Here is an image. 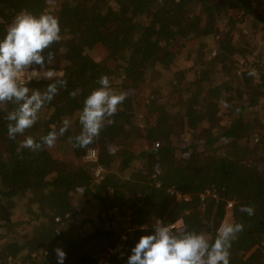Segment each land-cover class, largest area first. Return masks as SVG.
I'll return each instance as SVG.
<instances>
[{
    "label": "trees",
    "instance_id": "obj_1",
    "mask_svg": "<svg viewBox=\"0 0 264 264\" xmlns=\"http://www.w3.org/2000/svg\"><path fill=\"white\" fill-rule=\"evenodd\" d=\"M22 11L58 18L62 39L43 55L66 87L16 140L4 117L18 104L0 105V264H58L57 247L64 264H126L158 219L210 239L221 223H242L230 264H264V0H0V38ZM237 28L259 42L255 75L239 70ZM104 75L126 99L88 149L75 147L83 102ZM64 119L54 147L17 151Z\"/></svg>",
    "mask_w": 264,
    "mask_h": 264
},
{
    "label": "clouds",
    "instance_id": "obj_2",
    "mask_svg": "<svg viewBox=\"0 0 264 264\" xmlns=\"http://www.w3.org/2000/svg\"><path fill=\"white\" fill-rule=\"evenodd\" d=\"M61 26L57 17L51 14L39 16L28 12L18 13L8 26L6 35L0 38V105L18 104L4 117L8 121L7 136L16 140L27 129L34 126L39 113L46 103H50L66 81L59 79L55 71L37 70L33 65L45 68L43 52L53 43L61 41ZM55 54H48V63L54 61ZM31 69V70H30ZM255 75V70L249 72ZM46 78L53 81L46 89L30 90L28 80ZM94 89L84 100L79 114L81 131L74 138V146L88 149L102 130L114 123L113 117L126 94L112 90L109 77L101 76ZM78 90L70 92L75 98ZM71 121L64 119L62 126L49 131L37 140L31 135L19 141L17 151L29 149L32 152L43 151L55 146L59 136L69 129ZM241 211L254 214L251 205L242 206ZM242 223H221L216 230L215 239H210L203 232L173 229L156 220L154 232L143 235L132 248V254L126 264H230V248L237 234L243 231ZM58 264H64L66 252L63 248L55 249Z\"/></svg>",
    "mask_w": 264,
    "mask_h": 264
},
{
    "label": "rangeland",
    "instance_id": "obj_3",
    "mask_svg": "<svg viewBox=\"0 0 264 264\" xmlns=\"http://www.w3.org/2000/svg\"><path fill=\"white\" fill-rule=\"evenodd\" d=\"M48 13H52V12L49 11ZM236 36H237V38H239V42L242 44V46H244L246 48V52L244 53L245 55H242L239 58V60H238L239 62L237 64L239 65L240 72L245 71L247 74L250 71L251 63L253 62V59L256 58L258 47L255 50V45H258L259 42L257 41V39L255 37L251 36L249 38V36L247 35V29H245V28H243V29L237 28V31L234 33V38ZM218 59H219L218 53L216 51H211V53H209L207 60H206L207 66H209V67L215 66V64H217V62H218ZM37 70L55 71L56 76H59L62 74V70H55L53 68H49V69L44 68V69H37ZM185 74L187 75L189 85L192 86L194 84V73L185 69ZM195 85L196 86L197 85L202 86V84L200 82L195 84ZM86 161H91V160L86 158ZM99 167H101V166H99ZM99 167L96 168L95 172H97V169ZM102 169H104V168L102 167ZM101 172H102V170H101ZM71 194L73 196L74 202H76L77 205L82 206L83 204H85V202H86L85 196H88V195H82V193H76V192L71 193ZM178 197L182 198L184 196H182L181 194H178ZM223 223H225V222H223Z\"/></svg>",
    "mask_w": 264,
    "mask_h": 264
},
{
    "label": "built area",
    "instance_id": "obj_4",
    "mask_svg": "<svg viewBox=\"0 0 264 264\" xmlns=\"http://www.w3.org/2000/svg\"><path fill=\"white\" fill-rule=\"evenodd\" d=\"M87 158L90 159L91 161H95L97 159V151L95 149H90L88 152ZM101 170H102V167H99L97 169L96 175H99L101 173ZM231 205H232V203H229V206H231ZM57 220H59V218H57ZM158 220L162 221L161 219H158ZM164 225H166V224H164ZM168 225L174 229L177 226V223H172V224H168ZM124 238H126V237H124ZM123 247H124V245L121 246V248H123ZM99 264H111V263L107 259L100 258Z\"/></svg>",
    "mask_w": 264,
    "mask_h": 264
}]
</instances>
